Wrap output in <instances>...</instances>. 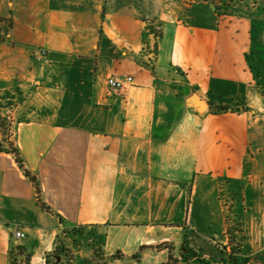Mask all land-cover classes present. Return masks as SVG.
<instances>
[{
  "label": "crops",
  "instance_id": "1",
  "mask_svg": "<svg viewBox=\"0 0 264 264\" xmlns=\"http://www.w3.org/2000/svg\"><path fill=\"white\" fill-rule=\"evenodd\" d=\"M137 1L0 0V95L19 97L10 139L68 228L107 235L106 256L120 255L109 264H225L224 178L242 188L244 256L264 264V6L222 15L208 0ZM112 77L133 82L111 92ZM60 231L0 150V264L14 244L47 264Z\"/></svg>",
  "mask_w": 264,
  "mask_h": 264
},
{
  "label": "trees",
  "instance_id": "2",
  "mask_svg": "<svg viewBox=\"0 0 264 264\" xmlns=\"http://www.w3.org/2000/svg\"><path fill=\"white\" fill-rule=\"evenodd\" d=\"M2 40H3V37L0 35V41ZM6 95L9 96V94H6ZM7 98L10 99L9 97ZM1 108L3 107L0 104V109ZM216 110L217 112H227L228 111V109L225 107H217ZM11 128H12L11 122L9 121L7 117L3 116L0 111V150L15 155L16 160L18 164L20 165V167L24 170L25 175L34 184L39 204L42 206L44 210L53 214L57 218L60 224V227H61L60 237H59V240H61L62 236L65 235L66 237L67 231L70 228L67 227L64 219L59 214L52 211V209L43 202L42 189H41L39 180L37 179L36 176L32 175L28 170L25 169L21 153L19 149L15 146L14 142L11 141L10 139L11 138ZM223 181H224L223 183L226 184L227 189L226 190L224 189L225 185L223 184L222 192H221V199L224 201L225 192L226 194H228L229 191L235 192L232 194V197L229 196V198L231 199L233 204L236 202H239L242 204V208L240 211L243 214L246 210V207L244 206V196H243L242 188L240 186L239 181H236L230 178H224ZM238 193L239 195H237ZM234 195H236V197ZM226 205L227 204H224V206L227 208ZM227 209H226V212L228 213V215L226 217V226H227V236H228V243H229L228 248L230 249V252L228 253L227 258H229L230 262L233 264H246V263L248 264L250 260L248 257L244 256L246 252L249 250L248 236L245 233V229L241 222V217L240 216H238L239 218L237 217V219L240 220L239 223L234 222V224L230 225V222H231L230 215H235V213ZM70 231L72 232V234H75V236L80 235V234L82 236L85 234L84 232L86 231V228H72L70 229ZM92 232H95V231L92 230ZM102 237L103 236L98 237V239H95V244H97L98 247L94 248V252H95L94 258H96V260H100V261L102 260V263L100 264H109L110 261L119 258V256H111V257H108V256L101 257L100 256V253L102 250L100 248H102L104 245L102 243H99L101 240L102 241L104 240L102 239ZM183 249L184 250L187 249V241H185L183 245ZM58 253H59L58 247H56L54 253L49 256L47 264H74V261L64 260L63 259L64 254H58ZM10 256H11V264H30L31 262L30 253H28V251L24 247H21L20 245H17V244H14L12 246L11 251H10ZM189 256H191L190 258L192 259L194 258L197 261L202 260L201 257H199L198 255L194 253H190ZM89 264H96V263L91 261Z\"/></svg>",
  "mask_w": 264,
  "mask_h": 264
},
{
  "label": "rangeland",
  "instance_id": "3",
  "mask_svg": "<svg viewBox=\"0 0 264 264\" xmlns=\"http://www.w3.org/2000/svg\"><path fill=\"white\" fill-rule=\"evenodd\" d=\"M197 1H205V0H197ZM211 1L214 5H216V7L218 8V11H220V13L222 15H244V14H255L256 11L258 9H260L261 7L264 6V0H208ZM134 2L136 3V5L138 6V1L134 0ZM235 12V13H234ZM148 27L147 29L150 31V33L152 35H154V39L158 38L160 35V26L158 23H156L155 21H149L148 22ZM154 46V45H153ZM156 47V46H154ZM156 49H153V52H155ZM7 97H9L10 99H8ZM19 97L14 94L12 95H6L5 93L0 95V104L2 105L3 108L0 109L1 114L5 117H8V111L13 110L18 102ZM224 185H226L225 183H223ZM236 187V186H235ZM224 189L226 190L227 187L224 186ZM235 192H228V194H226L224 196V198H226L228 200V203H226L227 205V210L232 211L233 213H235V215H230L231 218V222L230 225L235 223H239V219H237L238 216H242V212L240 211L242 208V204L239 202H236L233 204V202L231 201V199L229 198V196L232 197V194ZM239 195V193L237 194ZM236 197V195H234ZM237 201V200H236ZM245 206V205H244ZM246 207V206H245ZM231 214V213H230ZM239 218V217H238ZM242 222V220H241ZM175 230L173 231H169L170 234H175ZM85 233V232H84ZM83 233V234H84ZM184 235V234H183ZM181 233H179L178 235H175V243L180 242L183 237L186 238V240L188 241V238L190 236L186 235L183 236ZM102 237V239H104L103 241L101 240L99 243H102L104 245H106V234H103V232H86L84 236L80 235H76L72 234V232L70 231V229L67 231L66 237L65 235L62 236L61 240H59L57 247H58V254H64L63 255V259L64 260H69V261H74V260H78L80 257L76 255V251L77 249H81L84 246H89L92 249V253L94 255V248H97L98 245L95 244V239H98V237ZM86 237L87 240H84V238ZM97 241V240H96ZM201 240H197L194 244L198 247L202 246L200 243ZM203 245L206 247V250H209L210 252H215L217 251L215 246H212L209 243L206 242H202ZM103 245L100 253V256H106V252H105V246ZM229 245V243H228ZM230 252V249H228V253ZM186 255L185 259H189L191 256H189L190 254H184V256ZM113 256H120L119 253ZM188 256V257H187ZM199 257L202 258V260H199L198 262H207L206 259H203L204 257L202 255H198ZM95 256H93L92 261L96 264H100L102 263V260H96V258H94ZM111 257V256H108ZM211 261V260H209ZM91 262V261H90ZM250 262V261H249ZM225 264H233L230 262L229 258H227ZM247 264V263H246ZM249 264V263H248Z\"/></svg>",
  "mask_w": 264,
  "mask_h": 264
},
{
  "label": "built area",
  "instance_id": "4",
  "mask_svg": "<svg viewBox=\"0 0 264 264\" xmlns=\"http://www.w3.org/2000/svg\"><path fill=\"white\" fill-rule=\"evenodd\" d=\"M34 58L40 62H48V52L44 49H38L34 52ZM132 82H133L132 77H128L126 79H117L112 77L108 80V86L111 92L121 91ZM15 238L17 240H22L25 238V234L22 231H17L15 233Z\"/></svg>",
  "mask_w": 264,
  "mask_h": 264
},
{
  "label": "water",
  "instance_id": "5",
  "mask_svg": "<svg viewBox=\"0 0 264 264\" xmlns=\"http://www.w3.org/2000/svg\"><path fill=\"white\" fill-rule=\"evenodd\" d=\"M197 105H199L201 108H202V107H204V105H203V104H197Z\"/></svg>",
  "mask_w": 264,
  "mask_h": 264
}]
</instances>
